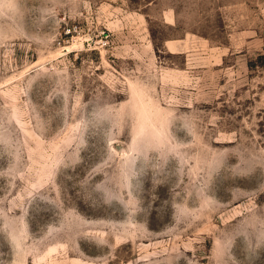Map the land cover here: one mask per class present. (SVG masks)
<instances>
[{
	"label": "rangeland",
	"instance_id": "374dc122",
	"mask_svg": "<svg viewBox=\"0 0 264 264\" xmlns=\"http://www.w3.org/2000/svg\"><path fill=\"white\" fill-rule=\"evenodd\" d=\"M0 264H264V0H0Z\"/></svg>",
	"mask_w": 264,
	"mask_h": 264
}]
</instances>
